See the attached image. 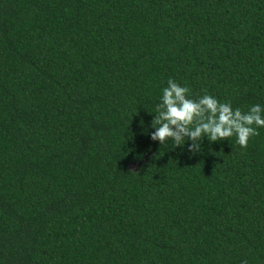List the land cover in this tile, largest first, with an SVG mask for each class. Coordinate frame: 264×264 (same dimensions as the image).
<instances>
[{"label": "trees", "instance_id": "16d2710c", "mask_svg": "<svg viewBox=\"0 0 264 264\" xmlns=\"http://www.w3.org/2000/svg\"><path fill=\"white\" fill-rule=\"evenodd\" d=\"M169 79L264 117V0H0V264H264V127L153 140Z\"/></svg>", "mask_w": 264, "mask_h": 264}, {"label": "clouds", "instance_id": "9594fccd", "mask_svg": "<svg viewBox=\"0 0 264 264\" xmlns=\"http://www.w3.org/2000/svg\"><path fill=\"white\" fill-rule=\"evenodd\" d=\"M187 93L186 87H181L172 79L168 80L153 120V126L156 127L152 134L153 140L163 144L166 139L172 138L175 146H179L183 144V137L195 142L204 135L210 141L236 135L237 143L244 148L250 136L258 135L253 125L264 127L260 105H254L242 113L240 109L233 110L230 104L220 103L210 95L193 100ZM199 148L200 145L194 143L189 150L195 153ZM243 264H247V261H243Z\"/></svg>", "mask_w": 264, "mask_h": 264}]
</instances>
